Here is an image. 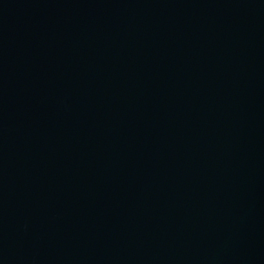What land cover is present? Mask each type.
<instances>
[{
  "label": "water",
  "instance_id": "water-1",
  "mask_svg": "<svg viewBox=\"0 0 264 264\" xmlns=\"http://www.w3.org/2000/svg\"><path fill=\"white\" fill-rule=\"evenodd\" d=\"M0 264H264V0H0Z\"/></svg>",
  "mask_w": 264,
  "mask_h": 264
}]
</instances>
